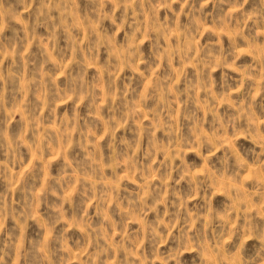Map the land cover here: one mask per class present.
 I'll use <instances>...</instances> for the list:
<instances>
[{
	"label": "rangeland",
	"instance_id": "obj_1",
	"mask_svg": "<svg viewBox=\"0 0 264 264\" xmlns=\"http://www.w3.org/2000/svg\"><path fill=\"white\" fill-rule=\"evenodd\" d=\"M0 264H264V0H0Z\"/></svg>",
	"mask_w": 264,
	"mask_h": 264
}]
</instances>
